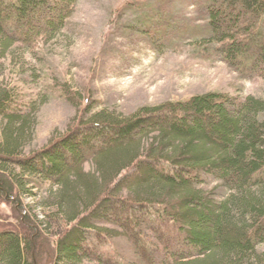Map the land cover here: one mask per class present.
Listing matches in <instances>:
<instances>
[{
	"label": "trees",
	"instance_id": "obj_1",
	"mask_svg": "<svg viewBox=\"0 0 264 264\" xmlns=\"http://www.w3.org/2000/svg\"><path fill=\"white\" fill-rule=\"evenodd\" d=\"M79 1L0 0V64L64 31ZM157 1L132 7L147 14L141 29L155 49L194 39L242 78L264 80V0ZM180 3L198 7L195 25L182 24ZM93 110L27 155L36 121L0 92V264H130L114 242L121 230L143 264H264V98L211 93L128 118ZM28 176L55 188L53 206L68 216L59 241L24 202ZM7 204L19 227L4 224Z\"/></svg>",
	"mask_w": 264,
	"mask_h": 264
},
{
	"label": "rangeland",
	"instance_id": "obj_2",
	"mask_svg": "<svg viewBox=\"0 0 264 264\" xmlns=\"http://www.w3.org/2000/svg\"><path fill=\"white\" fill-rule=\"evenodd\" d=\"M145 1L159 2L80 0L64 31L42 37L33 48L19 44L3 59L0 92L13 93L18 106L33 115L37 124L27 155L68 134L89 106L94 109L92 115L106 112L128 118L148 107L211 93L264 98V80L242 78L230 65L201 53L194 39H178L164 51L155 49L148 40L150 34L141 29L147 14L132 9L133 4ZM178 14L184 18L182 24L190 27L201 19L198 7L184 3L178 5ZM70 92L77 102L69 97ZM5 125V118L0 117V143L5 140ZM88 167L95 170L93 165ZM26 181L29 194L24 195V202L47 235L59 241L68 227V216L53 206L55 188L37 177L28 176ZM1 214L4 224L21 225L14 205L3 206ZM123 220L127 223V217ZM114 242L130 264H143L122 230ZM90 249L91 254H99L98 249ZM260 250L264 254V245ZM83 264L101 263L87 259Z\"/></svg>",
	"mask_w": 264,
	"mask_h": 264
}]
</instances>
